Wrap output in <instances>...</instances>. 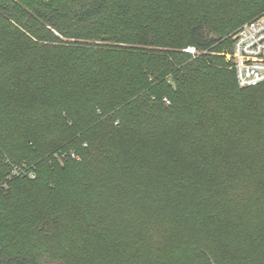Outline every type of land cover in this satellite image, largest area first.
<instances>
[{
    "label": "trees",
    "instance_id": "trees-1",
    "mask_svg": "<svg viewBox=\"0 0 264 264\" xmlns=\"http://www.w3.org/2000/svg\"><path fill=\"white\" fill-rule=\"evenodd\" d=\"M263 11L0 0V264H264V82L227 59Z\"/></svg>",
    "mask_w": 264,
    "mask_h": 264
},
{
    "label": "built area",
    "instance_id": "built-area-1",
    "mask_svg": "<svg viewBox=\"0 0 264 264\" xmlns=\"http://www.w3.org/2000/svg\"><path fill=\"white\" fill-rule=\"evenodd\" d=\"M185 51L197 54L194 47ZM227 59L239 86L249 87L264 82V12L246 21L234 32L232 50ZM14 173L20 174V170L15 169ZM1 187H6V184L0 182Z\"/></svg>",
    "mask_w": 264,
    "mask_h": 264
},
{
    "label": "rangeland",
    "instance_id": "rangeland-1",
    "mask_svg": "<svg viewBox=\"0 0 264 264\" xmlns=\"http://www.w3.org/2000/svg\"><path fill=\"white\" fill-rule=\"evenodd\" d=\"M263 12H264V11H263ZM263 12H262V13H263ZM262 13H260V14H262ZM260 14H258V15H260ZM258 15H257V16H258ZM198 53H200V52H198Z\"/></svg>",
    "mask_w": 264,
    "mask_h": 264
}]
</instances>
